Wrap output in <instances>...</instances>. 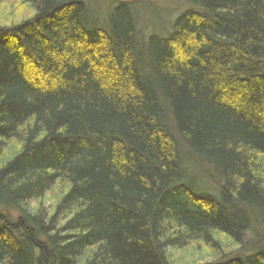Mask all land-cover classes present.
<instances>
[{
  "label": "trees",
  "instance_id": "1",
  "mask_svg": "<svg viewBox=\"0 0 264 264\" xmlns=\"http://www.w3.org/2000/svg\"><path fill=\"white\" fill-rule=\"evenodd\" d=\"M16 1L35 15L0 22V264H264V0H182L144 46L141 0L104 25Z\"/></svg>",
  "mask_w": 264,
  "mask_h": 264
},
{
  "label": "rangeland",
  "instance_id": "2",
  "mask_svg": "<svg viewBox=\"0 0 264 264\" xmlns=\"http://www.w3.org/2000/svg\"><path fill=\"white\" fill-rule=\"evenodd\" d=\"M91 11H93L97 23L104 25L108 19L109 13L117 6L112 0H82ZM136 6V14L138 20L139 43L143 46L152 36L160 38L169 37L172 33L173 24L176 19L189 9V5L182 0H141ZM30 6L22 7L16 0H4L0 4V22L10 24L11 22L19 23L27 18L35 15L31 12ZM30 15V17H29ZM145 56H143L144 58ZM146 60V58H145ZM184 165L186 166V174L189 180L195 182L196 188L201 184L210 189V192H217L216 184L207 180L202 169L196 164L187 160L184 155ZM61 195L59 190H52L45 196V205L50 207L53 201H57ZM55 199V200H54ZM35 209L36 203L29 206ZM18 214L14 213L13 218H17ZM16 221V220H15ZM230 249L227 253H230ZM201 254V255H200ZM236 255V254H234ZM175 262L183 264L193 263H212L217 257L210 255L208 250L201 249L199 254H189L187 250H180L172 253ZM203 257V259L201 258Z\"/></svg>",
  "mask_w": 264,
  "mask_h": 264
},
{
  "label": "water",
  "instance_id": "3",
  "mask_svg": "<svg viewBox=\"0 0 264 264\" xmlns=\"http://www.w3.org/2000/svg\"><path fill=\"white\" fill-rule=\"evenodd\" d=\"M116 1H119V2H127V1H134V0H116Z\"/></svg>",
  "mask_w": 264,
  "mask_h": 264
},
{
  "label": "bare ground",
  "instance_id": "4",
  "mask_svg": "<svg viewBox=\"0 0 264 264\" xmlns=\"http://www.w3.org/2000/svg\"><path fill=\"white\" fill-rule=\"evenodd\" d=\"M127 2H132V1H127ZM127 2H124V3H127ZM144 45H147V43H145ZM144 45H143V46H144Z\"/></svg>",
  "mask_w": 264,
  "mask_h": 264
}]
</instances>
